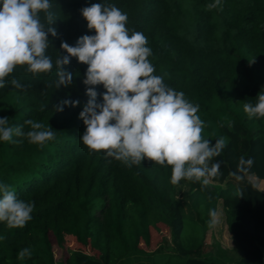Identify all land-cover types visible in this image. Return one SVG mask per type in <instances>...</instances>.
<instances>
[{
	"label": "trees",
	"instance_id": "trees-1",
	"mask_svg": "<svg viewBox=\"0 0 264 264\" xmlns=\"http://www.w3.org/2000/svg\"><path fill=\"white\" fill-rule=\"evenodd\" d=\"M98 2L118 7L129 31L144 33L154 74L199 106L204 138L226 141L214 158L221 162L219 177L207 186L180 181L193 198L196 221L205 206L212 222L220 203L229 238L242 251L233 264H264V192L257 186L264 181V118L243 111V102L255 103L264 89V0H220L212 10L206 5L215 0H51L58 19L57 36L48 37L51 72L33 76L18 67L0 88V118L10 126L26 132L25 121L33 119L56 130L42 147L24 137L0 141V183L34 202L23 228L0 222V264H231L218 243L183 241L170 167L148 160L127 167L82 143L87 66L71 58L65 70L73 82L57 89L55 61L66 55L62 42L75 45L95 34L80 10ZM12 79L24 87H13ZM63 100L80 103L57 112ZM241 156L253 163L237 172ZM26 247L32 256L19 260Z\"/></svg>",
	"mask_w": 264,
	"mask_h": 264
},
{
	"label": "clouds",
	"instance_id": "clouds-1",
	"mask_svg": "<svg viewBox=\"0 0 264 264\" xmlns=\"http://www.w3.org/2000/svg\"><path fill=\"white\" fill-rule=\"evenodd\" d=\"M219 4L220 0H215L206 7L212 10ZM51 9V0H0V88L18 67L33 76L51 72L48 37L57 36L52 25L58 20ZM80 12L87 29L95 34L79 37L75 45L62 42L60 48L66 55H58L55 66L57 89L73 82L74 74L65 70L71 58L87 66L82 83L88 99L79 114L85 126L82 143L127 167L141 165L144 160L170 167L173 184L188 180L209 185L221 175V162H214V158L220 156L226 141L221 138L213 144L204 138V122L197 115L199 106L190 103L183 92L167 86L162 75L154 74L148 39L141 31H129L126 13L100 2ZM11 84L17 89L24 87L16 79ZM96 86H102L104 92H97ZM79 103L63 100L54 107L59 112ZM243 111L250 119L264 118V89L255 103L243 102ZM25 124L30 126L26 132L10 126L7 117L0 118V141L24 137L42 147L56 137V130L43 123L29 119ZM252 163L251 158L241 156L237 172ZM33 208L34 202L18 199L8 184L0 183V222L9 228H23L31 220ZM31 256V248L26 247L17 258Z\"/></svg>",
	"mask_w": 264,
	"mask_h": 264
},
{
	"label": "rangeland",
	"instance_id": "rangeland-1",
	"mask_svg": "<svg viewBox=\"0 0 264 264\" xmlns=\"http://www.w3.org/2000/svg\"><path fill=\"white\" fill-rule=\"evenodd\" d=\"M258 182V189L261 192H264V181ZM174 200L180 206L184 215L183 241L185 244L189 243V240L192 237L198 239V241L202 240L204 244L207 243L211 245L212 248L214 247V243H218L221 248L227 251L226 257L230 260L231 264L235 263L242 257V251L233 246V243L226 232L223 212L221 210H216V214L219 212L220 216L218 217V215H216L211 222L205 216V206H201V219L196 221L197 215L194 209L193 198L189 194L188 186L184 184V182H180L176 185ZM218 207L221 209L220 203L218 204Z\"/></svg>",
	"mask_w": 264,
	"mask_h": 264
},
{
	"label": "crops",
	"instance_id": "crops-1",
	"mask_svg": "<svg viewBox=\"0 0 264 264\" xmlns=\"http://www.w3.org/2000/svg\"><path fill=\"white\" fill-rule=\"evenodd\" d=\"M218 211H219V209H218ZM216 215H218V217L220 216V213L218 212V214H216ZM215 215V216H216ZM218 228H220V227H218ZM225 228H226V226H225ZM227 232V231H226ZM228 236H229V234H228ZM217 240H218V238H217ZM219 241V240H218Z\"/></svg>",
	"mask_w": 264,
	"mask_h": 264
}]
</instances>
